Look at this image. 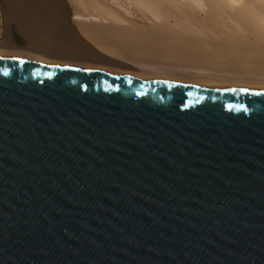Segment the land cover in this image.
<instances>
[{"label":"water","instance_id":"1","mask_svg":"<svg viewBox=\"0 0 264 264\" xmlns=\"http://www.w3.org/2000/svg\"><path fill=\"white\" fill-rule=\"evenodd\" d=\"M18 1L39 51L124 65ZM0 264H264V91L0 55Z\"/></svg>","mask_w":264,"mask_h":264},{"label":"bare ground","instance_id":"2","mask_svg":"<svg viewBox=\"0 0 264 264\" xmlns=\"http://www.w3.org/2000/svg\"><path fill=\"white\" fill-rule=\"evenodd\" d=\"M57 1L61 8L56 11L64 9L88 42L124 65L93 57L59 60L35 49L18 20L29 18L30 11L18 0H0V55L151 80L264 91V0Z\"/></svg>","mask_w":264,"mask_h":264},{"label":"rangeland","instance_id":"3","mask_svg":"<svg viewBox=\"0 0 264 264\" xmlns=\"http://www.w3.org/2000/svg\"><path fill=\"white\" fill-rule=\"evenodd\" d=\"M9 1V3H11L12 1H14V0H8ZM124 1H127V2H130V0H124ZM51 4H53L55 7H60L61 8V5L59 4V2L57 1V0H54V1H52V2H50ZM29 18H27L26 17V19L24 18V17H18V20L20 21V24H21V26L23 27V29H24V31L29 35V37H30V34H29V31L27 30V28L25 27L27 24H28V26H30L31 25V16L29 15L28 16ZM24 21V22H23ZM27 23V24H26ZM0 27H1V23H0ZM31 38V37H30Z\"/></svg>","mask_w":264,"mask_h":264},{"label":"flooded vegetation","instance_id":"4","mask_svg":"<svg viewBox=\"0 0 264 264\" xmlns=\"http://www.w3.org/2000/svg\"><path fill=\"white\" fill-rule=\"evenodd\" d=\"M29 27H30V31L31 32L35 31L37 33V35H39V36L42 35V31H40V29L41 30L43 29L42 28V25L39 22V20L36 19L35 17H34V19H32V23H31V25ZM33 46H34L35 49H38L39 50V47L37 45L33 44Z\"/></svg>","mask_w":264,"mask_h":264}]
</instances>
